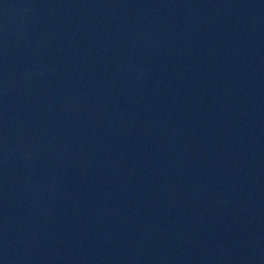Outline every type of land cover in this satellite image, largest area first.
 <instances>
[{"label":"water","instance_id":"95a60500","mask_svg":"<svg viewBox=\"0 0 264 264\" xmlns=\"http://www.w3.org/2000/svg\"><path fill=\"white\" fill-rule=\"evenodd\" d=\"M0 264H264V0H0Z\"/></svg>","mask_w":264,"mask_h":264}]
</instances>
